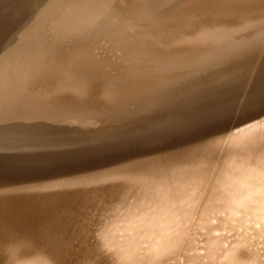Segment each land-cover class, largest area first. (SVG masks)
I'll return each instance as SVG.
<instances>
[{
    "label": "rangeland",
    "instance_id": "374dc122",
    "mask_svg": "<svg viewBox=\"0 0 264 264\" xmlns=\"http://www.w3.org/2000/svg\"><path fill=\"white\" fill-rule=\"evenodd\" d=\"M38 1L0 0L1 67H6L12 54L17 53L21 57L28 55L22 53L25 49L29 50L27 43L22 45L19 53L16 51L15 45L21 44V41L16 42V38L27 29L34 32L33 27L38 23H29L33 17L39 19L33 8ZM262 6L261 14L264 17ZM46 25L47 31L37 38V47L32 49L43 58L40 60L46 62L42 72H37L32 80L25 83V87L20 82L12 83L10 91L3 95L4 99L13 98L11 101L16 102L17 95L24 93L34 101L45 85L59 90L68 83H82L73 74H62V68L71 65L66 64L65 57L59 52L61 49L68 51L78 48L81 42L86 43L85 38L70 35L69 29L57 32L52 21ZM236 34L230 45L243 47L241 49L245 51L242 53L255 56L254 65L243 77V81L251 80L248 87L244 91H235L224 100H206L201 96L198 103H188V107L178 113L162 120L154 119L141 129L109 135V139L87 133L77 140L62 142L64 145L40 143L45 147L34 144V148L33 143L26 142L29 146L22 143L24 150L20 147V150L12 149L7 143L10 141L0 140L1 145L6 142L11 148L9 151L5 149L8 146L3 145L5 148L0 149V264H264V66L261 65L264 64V18ZM60 35H63V39L55 44L56 37ZM93 38L92 41L98 39ZM108 52L98 54L114 57L113 60L119 58ZM229 61L222 58L213 67L219 72L226 68L225 64ZM19 68H9L12 79L31 76L32 71L28 66ZM202 71H196L191 82H188L190 78L178 82L184 88L195 87L198 82H206L217 75L212 72L213 69ZM60 77L65 78L60 80ZM88 80L91 84L92 79L89 77ZM223 86L210 88L206 92L219 90ZM14 92H18L16 96ZM183 120H186L185 123ZM82 124L88 125L87 122ZM120 135L130 138L121 140ZM25 145L30 148L23 147ZM52 147L58 150L53 151ZM44 211L45 214H42ZM155 222L160 225L157 226ZM154 228H157L155 233ZM144 230L148 235L144 234ZM153 234L158 236L154 237ZM145 235L143 241L142 236ZM149 239L155 240L147 243ZM176 242H179L178 245ZM156 243H160L157 244L159 247ZM175 243L179 250L174 249ZM156 258H159L157 262Z\"/></svg>",
    "mask_w": 264,
    "mask_h": 264
},
{
    "label": "bare ground",
    "instance_id": "6f19581e",
    "mask_svg": "<svg viewBox=\"0 0 264 264\" xmlns=\"http://www.w3.org/2000/svg\"><path fill=\"white\" fill-rule=\"evenodd\" d=\"M30 1L32 0H29V2ZM262 5H264V0H39L33 7L35 16L36 17L38 16L39 19L37 20L36 18L34 19L33 17L31 22L29 23L32 25H33L32 21H34V23L35 22L38 23L35 27H33L34 32L27 29L17 35L18 36L16 38L17 41L16 39L14 40V42L21 41V44L18 43L17 45H15L16 46L15 49L16 51H18V53L24 43L28 44L29 50L27 49L26 51L25 49L23 52L21 51L23 54L28 53V55L26 57L22 55L21 57V55H17V53H15V54H12L10 57L8 56L9 57L8 61L5 57H3V59L7 61L6 67L4 65H2L3 67L0 66L1 67L0 69V140H3V141L6 140V142L10 141L7 143H10L12 149L14 147L15 149H19V147L21 149L22 145H24L22 143H25L27 145L28 143L29 144L33 143L31 144L32 147L34 144L35 145L37 144V146L40 147L42 145V144L40 145V143H44L46 145L49 144L50 146H53L56 144H62V142H64L65 144L66 141L71 142L73 140H77L88 134L89 135L99 134V137L100 135H103L104 137L107 138L109 135L112 136L113 134H116L117 132H120V131L121 133H123L126 130L144 128L147 125L151 124L152 120L154 119L156 121L162 120L164 117H167L173 113L174 114L178 113L179 111L186 109L189 105L188 103H193V102L198 103L199 100L201 99V96H202V99H206V100H210V99L224 100L228 98L235 91L237 90L241 91L248 87V82H250L251 80L243 81V77L248 70L251 71L250 66L254 65V59H255V56H250L249 54L245 55V53H242L245 51L241 49L243 47L241 48L235 47L234 45H230V42L233 41L232 38L234 34L246 28H249L250 26L254 24L259 23L264 18L261 14V10L263 8ZM24 13H27V12H24ZM50 21L54 22L55 24L54 27L57 29V32L61 30L65 31L66 29H69L70 35L78 36V37L83 36V38H85L86 43L81 42L78 48L76 49L70 48V50L68 51H64L63 49H61L59 52L60 55L65 57L66 64L67 65L70 64L72 66L71 67L68 65L66 67H63L62 74L69 75V76L70 74H73L74 78L80 79L82 83H79L77 85L75 83L74 85L73 84L71 85L68 83V85L64 86L63 88H60L59 90H57V88L53 89V88H50L51 86L45 85L40 89L38 99L37 100L35 99L34 101L30 99L29 95L28 96L24 95V93L17 95L18 97L15 99L16 102L11 101L13 98L9 100L4 99L3 95L5 93L7 94L10 91L9 89L12 83L17 82L16 84H18V82H20L21 83L20 85L22 87H25L24 86L26 85L25 83H28L29 80H32L36 76L35 74L37 72H42L41 69L43 68L44 64H46V62L44 60H40L43 58L42 57L40 58L38 53H36L37 51L35 52V50H32V49L37 47L36 40L38 37L43 36V34L47 31L46 23ZM93 37H96L99 40L97 39L96 41H92L94 39ZM62 39H63V35L56 37L55 44L60 42ZM14 42H13V46H14ZM212 47H216V48H212ZM24 48L25 47H23V49ZM31 50L32 52L30 53ZM104 51H107V52L109 51L108 52L109 55H111L112 53V54L119 56V58L118 59L116 58L115 60H113L114 57L110 58V57H107V55L102 56V54L100 55L98 54V52L103 53ZM222 58H227V60H230V61L225 64L226 68L224 70L216 72V69H214L213 65L216 61H219ZM23 65L24 67L28 66V68L32 71L31 76H28L27 78H24V77L15 78V80L14 78L12 79L9 68H12V67L19 68L21 66L23 67ZM261 65L264 66V64H261ZM202 69H203L202 72L212 71L213 69L214 71L212 72H215V74L217 75L214 78L207 80L206 82L205 81L203 83L198 82L197 84H195V87L190 86V87L184 88L183 85L180 84L181 82L185 80L187 81V79L189 78L190 80L188 82L193 81L192 77L195 74V72L198 70L200 71ZM89 77L92 79L91 84L88 80ZM64 78L60 77V80H63ZM225 83L226 85L223 86ZM221 85L223 87L219 88V90L216 89L217 91L216 90L211 91L212 90L211 89L208 92H206L210 88L219 87ZM223 88L225 89L222 90ZM21 92H23V90ZM17 93H15V96ZM13 95L14 94H12V96ZM204 116L206 115L204 114ZM257 116L259 117V115ZM86 122L88 123L87 126L82 124ZM250 123H251V120H250ZM82 130H86V132H81ZM122 135H120V139L122 138L121 140H124L129 137L128 136L124 138L123 136L125 134L123 136ZM114 137H111V138L119 140L118 138H116V136ZM108 139L106 140L109 141ZM6 142H3L2 145L0 144L2 146L0 149L5 148L3 147V145H7L8 148L6 147L5 149H9V144H7ZM44 144L42 145L43 147H45ZM75 144L76 143H74L73 147L76 146ZM86 144L90 145L88 143ZM27 145L23 147H26ZM35 145H34V148H35ZM80 145H82V143ZM66 147H68V145ZM22 149L24 150V148ZM54 149L55 148H53V151ZM152 162L154 163V161ZM92 175H93V172H92ZM76 184L78 183L76 182ZM76 184H73L72 186ZM82 185H84V183ZM176 196H178V194ZM31 203L33 204V202ZM50 203H53V202H50ZM60 205H62V203ZM42 214H45V211ZM40 217L42 218V216ZM24 219H26V217H24ZM129 219L132 220L131 218ZM154 219H157V218L154 217ZM158 224L160 225L159 222ZM110 225H112V223ZM145 225L143 226V228L145 227ZM21 227H23V224ZM154 229L155 230H153V232L155 233L157 228H154ZM161 229H158V230H161ZM146 230H144V234L146 233V235H148ZM153 232L151 231V233ZM157 233H159V231ZM146 235L142 236V239L143 237L146 238ZM156 235L158 236V234H155L154 237ZM161 235L162 234H160V236ZM116 236H117V233H116ZM167 236L172 237L170 235H167ZM150 238H152V235L150 236ZM167 238L165 239L167 240ZM177 238L179 237L177 236ZM140 239L141 238H139V240ZM172 239L174 240V237ZM154 240L151 241L149 239L147 243L148 242L150 243V241L154 242ZM158 240L160 241V239ZM176 243H175V247H176ZM157 244L159 245L160 243H156V245ZM152 246H149V247H152ZM156 247H154V249ZM167 247H170V246H167ZM171 248H174V247L171 246ZM179 248L181 247L179 246ZM169 249L170 248L166 250H169ZM174 249H178V247ZM161 255H164V253H162ZM151 256H154V255H151ZM85 258L87 259V257ZM151 258L153 259V257ZM158 259L156 258V261L155 260L154 261L157 262ZM9 260H10V257H9ZM98 261L99 260H97L96 263H98ZM176 263H177V259H176Z\"/></svg>",
    "mask_w": 264,
    "mask_h": 264
}]
</instances>
